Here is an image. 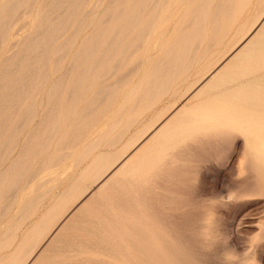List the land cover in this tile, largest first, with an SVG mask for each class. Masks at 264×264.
<instances>
[{"label": "rangeland", "instance_id": "obj_1", "mask_svg": "<svg viewBox=\"0 0 264 264\" xmlns=\"http://www.w3.org/2000/svg\"><path fill=\"white\" fill-rule=\"evenodd\" d=\"M15 1L0 0V264H264V0H168L124 65L107 68L103 55L95 72L81 58L101 44L98 25L114 0ZM29 40L37 47L27 50ZM180 104L170 128L137 151L152 157L134 170L137 153L122 164ZM37 124L43 131L31 137ZM62 223L70 246L52 240ZM48 242L55 247L41 257Z\"/></svg>", "mask_w": 264, "mask_h": 264}, {"label": "bare ground", "instance_id": "obj_2", "mask_svg": "<svg viewBox=\"0 0 264 264\" xmlns=\"http://www.w3.org/2000/svg\"><path fill=\"white\" fill-rule=\"evenodd\" d=\"M19 1H21V0H19ZM23 1V0H22ZM21 1V2H22ZM31 1V0H30ZM53 1V0H52ZM59 1V0H58ZM82 1V0H81ZM113 1V0H112ZM168 0H135L134 2H133V5L132 6H130L129 4V0H114L113 1V6H107L105 9V11H104V14L106 15L102 20H101V22H100V24L98 25V27H99V31H100V33L98 34V38H100V42H101V44H99V39H98V41L96 42V41H94V43H92L90 46H89V48L87 49V50H85V48H84V55L82 56V58L81 59H84V64H87V65H89L90 63H92V66H90V69L91 68H93V72H95V70H94V68H96V67H98L99 68V65H101V63H102V61H103V55L105 56V55H108L106 58H107V60H109L110 59V61L108 62V66H107V68H120L122 65H124V63L126 62V60L127 59H129L134 53H135V51L136 50H138V48L144 43V41H145V39H146V35H147V31H148V29L150 28V26L152 25V23L155 21V19H156V17H157V13L158 12H160V10H161V8H163V6L166 4V2H167ZM191 1V0H190ZM194 0H192L191 2H193ZM204 2H206L207 3V1H210V0H203ZM202 1V3H204ZM226 1V0H225ZM230 1V0H229ZM17 2H18V0H17ZM16 1H15V3H17ZM20 2V3H21ZM33 2V1H32ZM36 2V1H35ZM34 2V3H35ZM45 2V1H44ZM50 2V1H49ZM60 2L63 4V1H61L60 0ZM64 2H67L66 0H64ZM68 2H71V0H69ZM185 2V1H184ZM190 2V3H191ZM23 3V2H22ZM34 3H31V7H32V4H34ZM59 3V2H58ZM73 3V2H72ZM77 3H78V1H77ZM81 2H79V4H80ZM111 3V1H109V4ZM227 3H228V1H227ZM49 4V3H48ZM54 4V3H53ZM68 4H70V3H68ZM197 4V3H196ZM205 4V3H204ZM22 5V4H21ZM44 5V4H43ZM50 5V4H49ZM199 5H201V4H199ZM199 5L197 6V9L198 8H200L199 7ZM220 5H221V3H220ZM12 8H15V7H13L14 6V3L13 4H11L10 5ZM15 6H16V4H15ZM29 6V7H30ZM34 6V5H33ZM54 6V5H53ZM73 6V5H72ZM81 6V5H80ZM130 6V7H129ZM202 6H203V4H202ZM217 6V5H216ZM219 6V5H218ZM227 6V5H226ZM229 6V5H228ZM10 7V11H11V8ZM57 7V6H56ZM6 8V7H5ZM26 8V7H25ZM28 8V7H27ZM43 8V7H42ZM68 8H69V6H67L64 10H61V14H64V11L66 10H68ZM195 8H196V6H195ZM53 9H54V7H53ZM53 9H51L50 8V10H49V12L50 11H52L53 12ZM230 9H231V7H230ZM229 9V10H230ZM13 10V9H12ZM15 10V9H14ZM25 10V9H24ZM23 10V11H24ZM32 9H30V11H31ZM58 10V9H57ZM73 10V9H72ZM72 10H71V12H72ZM77 11L79 10V9H76ZM75 9H74V11H76ZM195 10V9H194ZM5 11H6V9H5ZM23 11H21V13L23 12ZM62 11H63V13H62ZM76 11V12H77ZM58 12V11H57ZM79 12V11H78ZM48 13V12H47ZM53 14V13H52ZM60 14V13H59ZM59 14H57L58 16H60ZM229 14V13H228ZM9 15V14H8ZM27 15V14H26ZM46 15V14H45ZM44 15V16H45ZM56 15V16H57ZM70 15H73V12H72V14L70 13ZM227 15V14H226ZM51 16V15H50ZM55 16V17H56ZM85 16H89V15H85ZM16 17H18V16H16ZM21 16H19V18H20ZM61 17V16H60ZM60 17H58V18H60ZM68 17H70V16H68ZM68 17H65V18H67L68 19ZM90 17V16H89ZM145 17V19L143 20V18ZM227 17V16H226ZM10 18V17H9ZM12 18V17H11ZM18 18V19H19ZM48 18V17H47ZM57 18V19H58ZM65 18L63 19V20H65ZM71 18V17H70ZM81 18V17H80ZM87 18V17H86ZM228 18V17H227ZM54 19V18H53ZM52 19V20H53ZM71 19H73V18H71ZM70 19V20H71ZM260 19V18H259ZM8 20V19H7ZM82 20V22H83V20L84 19H80V21ZM89 20V19H88ZM121 20H123L122 22H120ZM17 21V20H16ZM42 21V20H41ZM57 21V20H56ZM69 21V20H68ZM79 21V20H78ZM118 21H119V23H118ZM181 21V20H180ZM211 21V20H210ZM10 23V20H8V21H6V23ZM29 22V21H28ZM45 22V21H44ZM53 22H54V20H53ZM264 22V21H263ZM13 24L15 23V22H12ZM55 23V22H54ZM64 23H65V21H64ZM63 23V24H64ZM69 23V22H68ZM78 23H80V22H78ZM77 23V24H78ZM258 23V22H257ZM28 23H26V25H27ZM39 24H40V22H39ZM39 24H38V28L40 27L39 26ZM56 24V23H55ZM62 24V25H63ZM81 24V23H80ZM83 24H84V22H83ZM1 25V24H0ZM5 25V24H4ZM8 25L9 24H7V27L6 28H10V27H8ZM12 25V24H11ZM45 25V23L43 24V26ZM57 25V24H56ZM191 25V24H190ZM204 25V24H203ZM2 26V25H1ZM67 26V25H66ZM65 26V27H66ZM255 26V25H254ZM20 27H22V26H20ZM51 27V26H50ZM58 27H60V26H58ZM58 27H56V29L58 28ZM187 27V26H186ZM37 27H36V29H38ZM200 28V27H199ZM256 28V27H255ZM20 29V28H19ZM18 29V30H19ZM48 29V28H47ZM60 29V28H59ZM61 29H63V26H62V28ZM69 29V28H68ZM76 29V28H75ZM262 29V28H261ZM7 30V29H6ZM5 30V28H4V30L3 31H5V33L7 32ZM35 30V29H34ZM53 30V29H52ZM112 30H113V34H111L110 35V32H112ZM184 30V29H183ZM20 31V30H19ZM19 31H16V32H19ZM40 31H44V30H40ZM46 31V30H45ZM44 31V32H45ZM76 31V30H75ZM2 32V31H1ZM36 32H38V31H36ZM48 32V31H47ZM52 31H50V33H51ZM54 32V31H53ZM58 32H56V34H57ZM78 33V32H77ZM257 33V32H256ZM16 34H18V33H16ZM16 34H14V36L16 35ZM35 34V36L37 37L39 34H40V32H39V34L38 35H36V33H34ZM47 34V33H46ZM55 34V35H56ZM29 35H31V33L29 34ZM29 35H27L28 37H29ZM43 35H45V34H43ZM51 35V34H50ZM63 35V34H62ZM1 36V35H0ZM13 36V37H14ZM25 36V35H24ZM27 36H25V37H27ZM41 36V35H40ZM53 36V35H52ZM57 36V35H56ZM246 36V35H245ZM27 37V38H28ZM31 37V36H30ZM45 37V36H44ZM46 37L48 38L47 39V41H49V42H51V36L50 37H48V35H46ZM58 37V36H57ZM70 37V36H69ZM254 36H252L251 38H246V39H243L240 43H242V45L238 48V49H233L234 50V52L232 53V55L228 58V59H226V61H224L221 65H219L218 67H216V69H214L212 72H210V74L209 75H207V77H209L210 79H214L215 78V76H217L218 74H220L222 71H224L227 67L229 68V62H230V60H232L233 59V57L235 56V55H239V54H241L242 53V49L246 46V44L247 43H249V41H250V39H252ZM2 38V37H1ZM0 38V39H1ZM7 38V37H6ZM24 38V37H23ZM38 38V37H37ZM26 39V38H25ZM25 39H23V40H25ZM33 39H35V37L33 38ZM44 39L45 38H43V41H44ZM30 40H32V39H30ZM29 40V43L28 44H26V46H27V50H28V48L29 47H33V49H34V47H37V45L38 44H35V45H30L31 43H32V41H30ZM38 40V39H37ZM40 40H42V39H40ZM53 40V39H52ZM253 40V39H252ZM6 41V40H5ZM19 41V40H18ZM18 41L16 42V43H18ZM33 41H35V40H33ZM46 41V40H45ZM46 41V42H47ZM66 41V40H65ZM7 42V41H6ZM24 42V41H23ZM38 42H40V44H41V42L42 41H38ZM88 42V41H87ZM253 42V41H252ZM15 43V42H14ZM14 43H12L13 45H16V43L14 44ZM239 43V44H240ZM20 44H23L21 41H20ZM25 44V43H24ZM44 44V43H43ZM47 44V47H48V43H46ZM52 44V43H51ZM50 43H49V46L51 45ZM67 44V43H66ZM84 44H86L85 43V41H84ZM11 45V44H10ZM18 45V44H17ZM248 45V44H247ZM2 46V45H1ZM21 47H22V45H20ZM25 46V47H26ZM43 46V48L45 47V50H46V45L44 46V45H42ZM236 46V45H235ZM239 46V45H238ZM18 47H19V45H18ZM41 47V46H40ZM62 47V46H61ZM71 47V46H70ZM86 47V46H85ZM142 47V46H141ZM8 49H12V46L11 47H9ZM23 49H24V47H23ZM26 49V48H25ZM40 49H42V48H40ZM189 49V48H188ZM246 49V48H245ZM0 50H1V47H0ZM43 50V49H42ZM18 51H20V50H17L15 53H18ZM35 51H36V49H35ZM37 51H39V49H37ZM44 51V50H43ZM81 51H83V49L81 50ZM97 51H102L101 52V57H99V58H97V59H95L94 61L92 60V58H93V56H95L96 55V53H97ZM241 51V52H240ZM40 52V51H39ZM38 52V53H39ZM47 52V51H46ZM240 52V53H239ZM32 53H35V52H32ZM31 53V54H32ZM38 53H36L35 55L33 54V60H34V56L36 57V55L38 54ZM42 53V54H41ZM41 53H40V55H42L43 56V54H44V52H42L41 51ZM64 53H66L65 51H64ZM81 53V52H80ZM80 53H79V55L78 56H80ZM12 54V53H11ZM14 54V53H13ZM31 54H29V55H31ZM17 55V54H16ZM15 54H14V56H16ZM24 55V54H23ZM22 55V56H23ZM28 55V56H29ZM39 55V54H38ZM37 55V56H38ZM51 55V54H50ZM14 56L12 55V57L11 58H14ZM22 56H21V58H22ZM24 56H27L26 54L24 55ZM28 56H27V59H28ZM46 56L48 57V55L46 54ZM52 56V55H51ZM240 56V55H239ZM243 56V55H242ZM65 57V56H64ZM241 57V56H240ZM20 58V57H19ZM20 58V59H21ZM29 58H30V56H29ZM38 58H40V57H38ZM38 58H36V59H38ZM45 58V57H44ZM52 58V57H51ZM236 58V57H235ZM9 60L10 59V56H9V58L8 57H6L5 58V60ZM20 59H18L19 61H17L16 60V62L17 63H19L20 62ZM23 60L22 61H26V58L24 59V58H22ZM45 59H48V58H45ZM44 59V60H45ZM57 59V58H56ZM59 59V58H58ZM60 59H62V57H60ZM76 59V58H75ZM5 60L3 61V62H5ZM11 60V59H10ZM32 60V59H31ZM44 60L42 61V63L44 62ZM49 60V59H48ZM92 62H91V61ZM236 60V59H235ZM240 60V59H239ZM2 61V60H1ZM21 61V62H22ZM24 61V62H25ZM35 61H37V60H34V62ZM46 62H48L47 60H45ZM59 61V60H58ZM128 61V60H127ZM234 61V60H233ZM8 62V61H7ZM15 62V63H16ZM23 62V63H24ZM38 62V61H37ZM37 62H35V63H37ZM82 62V61H81ZM138 62V61H137ZM15 63H13V64H15ZM56 63V62H55ZM54 63V64H55ZM1 64H3L2 62H1ZM29 64V63H28ZM28 64H27V66H28ZM32 64V63H31ZM38 64V63H37ZM45 65H46V63H44ZM78 64V63H77ZM18 65V64H17ZM17 65H15L16 67H17ZM19 65H20V63H19ZM33 65V64H32ZM31 65V66H32ZM35 65V64H34ZM81 65V64H80ZM139 65V64H138ZM141 65V64H140ZM181 65V64H180ZM2 66V65H1ZM30 66V67H31ZM42 66V65H41ZM41 66L39 67V68H41ZM47 66H49V65H47ZM74 66V65H73ZM73 66H71V68L73 67ZM77 66V65H76ZM75 66V67H76ZM174 66V65H173ZM7 68H8V66H6ZM6 67H4V68H6ZM13 67H14V65H13ZM12 66H11V68H10V70L12 69H14ZM20 67V66H19ZM26 67V66H25ZM30 67H28V68H30ZM43 67V66H42ZM45 67V66H44ZM55 67V66H54ZM106 67V66H105ZM70 68V71H72V69ZM22 69H23V67H22ZM35 68L33 67V70H34ZM37 70H38V68H36ZM41 69H43V68H41ZM41 69H39V71L41 70ZM47 69V68H46ZM85 69V68H84ZM1 70V69H0ZM5 70H7V69H4V72H5ZM18 70H19V68H18ZM17 70V71H18ZM21 70V69H20ZM30 70H32V69H30ZM29 70V71H30ZM32 70V71H33ZM37 70H34V71H36L37 73L39 72V71H37ZM7 71H9V70H7ZM6 71V72H7ZM15 71V70H14ZM17 71H16V73H17ZM27 71V70H26ZM34 71H33V73H34ZM43 70H41V72H42ZM55 71V70H54ZM2 72H3V70H2ZM5 72V73H6ZM31 72V71H30ZM44 72H47V70L46 71H44ZM108 72H109V70H108ZM10 73H12L11 71H10ZM10 73H7V74H9L10 75ZM15 73V74H16ZM28 74H29V72H27ZM112 73H114V71L112 72ZM24 74H26V73H24ZM28 74H26V77L28 76ZM38 74H40V73H38ZM46 74V73H45ZM44 73H43V75L44 76H46ZM65 74V75H64ZM64 74H62V76L65 78V76H66V73H64ZM69 74V73H68ZM91 74H93V73H91ZM90 74V75H91ZM0 75H4V73H1ZM13 75V74H12ZM11 75V76H12ZM17 75V74H16ZM34 75H36V74H34ZM42 75V74H41ZM42 75V76H43ZM81 75V74H80ZM89 75V74H88ZM112 75V74H111ZM5 76V75H4ZM15 76V75H14ZM19 76V75H18ZM23 76V75H22ZM25 76V75H24ZM30 76H31V74H30ZM37 76V75H36ZM69 76V75H68ZM103 76V75H102ZM102 76H100V77H102ZM63 77H61L62 79H63ZM2 78H4V77H2ZM6 79H7V77H5ZM20 78V77H19ZM33 78V77H32ZM32 78H29V76H28V79L29 80H31ZM36 78H38V77H36ZM36 78H34L35 80H36ZM46 78V77H45ZM60 78V79H61ZM86 78V77H85ZM16 79H18L17 77H16ZM21 79V78H20ZM14 80L13 82L14 83H16L17 81H20L21 82V80ZM27 79V78H26ZM58 79V81L57 82H60L59 80V77L57 78ZM61 79V80H62ZM78 79L79 78H77V79H75V80H77L78 81ZM216 79V78H215ZM0 80H1V78H0ZM3 80V79H2ZM24 80H25V78H24ZM24 80L22 81L23 82V84H24ZM33 80V79H32ZM31 80V81H32ZM42 80V79H41ZM40 80V81H41ZM28 81V80H27ZM27 81L25 82V84H28L27 83ZM45 81V80H44ZM43 81V82H44ZM47 81V80H46ZM44 82L43 83V85L45 84V83H47V82ZM56 81V80H55ZM63 81V80H62ZM62 81H61V83H62ZM85 81V80H84ZM202 81V80H201ZM208 81H210L211 82V80H208ZM67 81H65V83L64 84H67L66 83ZM214 82V81H213ZM212 82V83H213ZM8 83V82H7ZM6 83V84H7ZM10 83V82H9ZM31 83H34V82H31ZM42 83V82H41ZM56 83V82H55ZM104 83V82H103ZM207 83V82H206ZM215 83V82H214ZM24 84V85H25ZM34 84H36V83H34ZM34 84H32L34 87H35V85ZM51 84V83H50ZM57 84V83H56ZM75 84V83H74ZM78 84V83H77ZM88 84V83H87ZM10 86L11 85H13V83L12 84H9ZM18 85V84H17ZM16 85V86H17ZM31 85V84H30ZM38 85V84H37ZM54 85V84H53ZM58 85V84H57ZM59 85L61 86L62 84H60L59 83ZM98 85H100V84H98ZM10 86H9V88H10ZM15 86V87H16ZM23 86V85H22ZM27 86V85H26ZM40 86V85H39ZM66 86V85H65ZM76 86V85H75ZM12 87V86H11ZM29 87V89L31 88L30 86H28ZM42 87V86H41ZM49 87V86H48ZM55 87V86H54ZM12 88H14V86L12 87ZM53 88V87H52ZM56 88V87H55ZM16 89V91L18 90V86H17V88H15ZM25 89H27V88H25ZM42 89V88H41ZM73 89V88H72ZM71 89V90H72ZM105 89V88H104ZM20 90H21V86H20ZM54 90V89H53ZM107 90V89H106ZM9 91H11V89L9 90ZM9 91H7V92H9ZM15 90L13 89V92H14ZM15 91V92H16ZM22 91V90H21ZM25 92L27 91V90H24ZM50 91V90H49ZM80 91V90H79ZM103 91V90H102ZM105 91V90H104ZM108 91H110L109 89H108ZM107 91V92H108ZM12 92V91H11ZM11 92H9V93H11ZM12 92V93H13ZM73 92V91H72ZM71 92V93H72ZM18 93H19V90H18ZM23 93V92H22ZM22 93H20L19 95H21ZM28 93H29V91H28ZM38 93V92H37ZM62 93V92H61ZM75 93V92H74ZM104 93V92H103ZM106 93V92H105ZM109 93V92H108ZM3 95H5L4 93H2ZM15 94V93H14ZM100 94V93H99ZM9 95H11V94H9ZM28 96V95H30V93L29 94H24V96ZM64 95V94H63ZM104 95V94H103ZM108 95V94H107ZM107 95H105V96H107ZM1 96V95H0ZM13 96V95H12ZM16 96H18V95H16L15 94V97ZM24 96H22L21 95V98L22 97H24ZM6 97H8V96H6ZM70 97V95L68 96V98ZM1 98H2V96H1ZM4 98V97H3ZM2 98V99H3ZM8 98H11V97H8ZM7 98V99H8ZM27 98V97H26ZM25 98V99H26ZM58 98V97H57ZM61 98H63V97H61ZM71 98V97H70ZM97 98V97H96ZM103 98V97H102ZM102 98H100V99H102ZM106 98V97H105ZM12 99H14V96L12 97ZM12 99H10L11 101H12ZM24 99V98H23ZM22 99V100H23ZM24 99V100H25ZM60 99V98H59ZM76 99V98H75ZM4 100V99H3ZM3 100H1L2 102H3ZM16 100H18V97H17V99ZM16 100L14 101V102H16ZM21 100V101H22ZM96 100V99H95ZM102 100H104V99H102ZM1 101H0V103H1ZM8 101H9V99H8ZM10 101V102H11ZM19 101V100H18ZM20 101V102H21ZM56 101V100H55ZM69 101V100H68ZM73 101H74V98H73ZM6 102V100L4 101V103ZM14 102L11 104V108H15L14 107V105H16V104H14ZM93 102V101H92ZM102 102V101H101ZM17 103V102H16ZM22 103H23V101H22ZM21 103V104H22ZM57 103V102H56ZM21 104H20V106H19V108L21 107ZM32 104H33V102H32ZM61 104V103H60ZM95 104V103H94ZM1 105V104H0ZM2 105H4V104H2ZM22 105H24V104H22ZM53 105V104H52ZM56 105V104H55ZM5 106V105H4ZM7 106H8V104H7ZM9 106H10V103H9ZM29 106V105H28ZM28 106H27V108H28ZM33 106V105H32ZM60 106V105H59ZM183 106V105H182ZM17 107H18V104H17ZM66 107V106H65ZM5 108V107H4ZM8 107H6V109H7ZM19 108H17L18 110H17V114H18V111L20 112V109ZM22 108V107H21ZM26 108V109H27ZM53 108V107H52ZM52 108H50V109H52ZM1 109L2 108H0V111H1ZM55 109H58L57 107L55 108ZM90 109V108H89ZM9 111H10V108L8 109ZM29 110H30V108H29ZM33 110H35V109H33ZM31 111V112H33V114H34V116H35V114H36V112L34 113V111ZM59 110V109H58ZM57 110V111H58ZM7 110H5L4 109V112H6ZM25 111H27V110H25ZM24 111V112H25ZM51 111V110H50ZM182 111V107H181V104L178 106V107H176L175 109H173V111H171L164 119H163V121H161V123L158 125V126H156V128L151 132V134H150V136H148V137H146V139H144V140H142V141H140V139L138 140V144L136 145V148H135V152L132 154V155H129L128 157H126L125 159H124V161L122 162V164H124L125 162H126V165H127V161H129V160H131L130 158H132V156L134 155V154H136L137 153V151L139 150H141L140 148H142L143 147V145L147 142L148 143V140H150L151 138H153V136L154 135H156L157 134V132H160V130L161 129H164L165 130V127H167V125L169 124V122H171V121H173L174 120V118H176L180 113H182L181 112ZM2 112H3V109H2ZM14 112H15V110H14ZM13 112V113H14ZM23 112V113H24ZM30 112V111H29ZM29 112H28V115H29ZM30 112V113H31ZM65 112V111H64ZM12 113V114H13ZM26 113V112H25ZM47 113H50L49 111L47 112ZM88 113H90V112H88ZM7 114H9L8 112H7ZM11 114V115H12ZM60 114V113H59ZM10 115V114H9ZM8 115V116H9ZM10 115V117H12ZM21 115H22V113H21ZM31 116H33L32 115V113L30 114ZM49 115V114H48ZM1 116V115H0ZM8 116H6V117H8ZM25 116V115H24ZM26 116H27V113H26ZM25 116V117H26ZM47 116V115H46ZM14 117V116H13ZM29 117V116H28ZM45 117V116H44ZM180 117V116H179ZM14 118H16V117H14ZM22 118V117H21ZM31 118V117H30ZM33 118V117H32ZM10 119V118H9ZM25 119V118H24ZM24 119H23V122H25L24 121ZM27 119V118H26ZM12 120V119H11ZM14 120V119H13ZM21 120V119H20ZM44 120V119H43ZM177 120V119H176ZM7 120H5V122H6ZM175 121V120H174ZM173 121V122H174ZM27 122V121H26ZM177 122H179L178 120H177ZM7 123H9V121H7ZM43 123V122H42ZM42 123L40 124V122H39V124L40 125H42ZM54 123H55V121H54ZM1 124H2V127L4 126L3 125V123L1 122ZM10 124H11V122H10ZM18 124V123H17ZM39 124H37L38 126H36L32 131H31V137L33 136V135H35L36 136V134H34V133H37V131L38 130H41L42 129V127H40V125ZM174 124H176V123H174ZM179 124H182L181 123V120H180V122H179ZM9 125V124H8ZM27 125V124H26ZM49 125V124H48ZM47 125V126H48ZM54 125V124H53ZM52 125V126H53ZM178 125V123L175 125V126H177ZM1 126V125H0ZM6 126H7V124H6ZM16 126V125H15ZM60 126V125H59ZM174 126V127H175ZM10 127V126H9ZM9 127H7V129L9 128ZM20 127H22V126H20ZM43 127H44V123H43ZM172 127V126H171ZM49 128V127H48ZM53 128V127H52ZM51 128V129H52ZM170 127L168 126V128L165 130V131H167L168 129H169ZM178 128V127H177ZM7 129H4L3 131H6ZM153 129V128H152ZM175 129V128H174ZM1 131V130H0ZM41 131H43V130H41ZM40 131V132H41ZM164 131V132H165ZM163 132V131H162ZM163 132V133H164ZM51 133V132H50ZM161 133V132H160ZM1 134V133H0ZM6 133H3L2 135H5ZM38 134V133H37ZM142 137V136H141ZM29 141H30V139H29ZM164 141V140H163ZM31 142V141H30ZM29 142V143H30ZM160 142H162V140H159V143ZM28 143V144H29ZM136 143V142H135ZM152 143V142H151ZM151 143H149V144H151ZM157 144H158V141L156 142ZM27 144V143H26ZM149 144H148V146H149ZM30 145V144H29ZM154 145H155V143H154ZM8 146V145H7ZM134 146H135V144H134ZM147 146V145H146ZM145 146V147H146ZM5 147H6V145H5ZM145 147H143V148H145ZM26 148H28V147H26ZM33 148V147H32ZM23 149V148H22ZM158 149V148H157ZM30 150V149H29ZM31 151V150H30ZM153 151V150H152ZM157 151V150H156ZM21 153V152H20ZM23 153V152H22ZM142 153V155H139V154H141ZM141 153H137L140 157L138 158H136V156H138V155H135V157H134V159L135 160H137V161H133V166L132 165H130V166H132V168L130 167V169L131 170H134L135 168H139L141 165H143L144 164V162H146V160H148V159H150L151 157H152V154H151V151H148L146 154H143V152H141ZM22 155V154H21ZM153 156H154V154H153ZM3 157V156H2ZM122 157V156H121ZM120 157V158H121ZM25 158V157H24ZM23 158V159H24ZM21 159V158H20ZM20 159L18 160V161H20ZM117 160H115V162H116ZM119 161H121V159H118V161H117V163L119 162ZM132 161V160H131ZM130 161V162H131ZM22 162H24V161H22ZM130 162H128L129 164H131ZM16 163V162H15ZM19 163V162H18ZM117 163H114L115 165H117ZM21 164V163H20ZM12 165V164H11ZM125 165V164H124ZM123 165V166H124ZM16 166V165H15ZM95 166V165H94ZM97 166V165H96ZM142 167V166H141ZM116 168V167H115ZM118 169H119V167H117ZM124 169H126L125 167H123ZM122 168V170H124ZM114 169V168H113ZM117 169V170H118ZM128 170V172L129 171H131V170ZM121 170V169H120ZM126 173H127V171H126ZM125 173V175L126 176H128L127 174ZM111 174H114V172L113 173H111ZM110 174V175H111ZM116 174V173H115ZM132 174H134L133 173V171H132ZM130 175V174H129ZM106 176V175H105ZM110 177H112V176H110ZM105 179H107V178H105ZM109 180H110V178H109ZM105 181V180H104ZM107 181V180H106ZM126 181V180H125ZM99 182V181H98ZM102 182V181H101ZM111 182V181H110ZM118 183V182H117ZM102 184H103V182H102ZM101 184V185H102ZM107 184H109V183H107ZM106 184V185H107ZM113 184V183H112ZM114 184H115V182H114ZM105 185V187H103L104 189L103 190H105L106 189V187L108 186H106ZM98 191V193H99V190H97ZM96 191V192H97ZM101 191V190H100ZM95 194V192L93 193V195ZM98 196H99V194H97ZM95 196H96V194H95ZM90 197V196H89ZM97 198V197H96ZM92 199V198H91ZM92 201V200H91ZM94 201V200H93ZM92 201V202H93ZM85 202V201H84ZM101 203V201L98 199V200H95V202H94V206H93V208H92V210H90V212H88V213H84V221H87V217H89V215L91 214V213H93V212H95L96 211V206L98 205V204H100ZM81 207V206H80ZM79 208V207H78ZM78 210V209H77ZM74 215V214H73ZM66 225L64 224V223H62V224H60V226L58 227V230H59V228H60V230L62 231V229L65 227ZM94 228V227H93ZM88 229V228H87ZM58 231L57 233H56V235H51L52 236V240H54V241H60V244H61V242H62V244H64V245H66V246H70V245H72L71 244V241L69 242V240H66V236L64 237V235L66 234H61L60 232L61 231ZM66 230V229H65ZM85 230H86V228H85ZM84 230V231H85ZM89 230H91V229H89ZM88 230V232H90ZM98 230H100V229H98ZM102 232H104V231H102ZM95 233V232H94ZM93 233V234H94ZM96 234V233H95ZM98 234V233H97ZM85 235V234H84ZM54 236V237H53ZM102 238V237H101ZM95 239V238H94ZM51 240V242L50 243H52L53 241ZM88 240V239H87ZM90 240V239H89ZM108 240V239H107ZM49 242H48V244L47 245H45V249H44V251H43V253H41V257H42V255H44V253L46 252V251H48V249L50 248V250H52V248H54L55 246H57V245H55V243L53 244V245H55L54 247L51 245V244H49ZM136 242V241H135ZM56 243H58V242H56ZM95 243V242H94ZM96 245V244H95ZM58 248H62V246H57V247H55V249H58ZM54 249V250H55ZM116 250V249H115ZM166 254V253H165ZM40 256V255H39ZM38 256V257H39ZM145 259H146V257H144V253H143V255H141V260H140V262H144L145 261ZM131 260V259H130ZM128 261V260H127ZM57 262V261H56ZM60 263H61V261H60ZM84 263H85V261H84ZM94 263V262H93ZM32 264V263H31ZM54 264H55V262H54ZM90 264V263H89ZM122 264V263H121Z\"/></svg>", "mask_w": 264, "mask_h": 264}]
</instances>
